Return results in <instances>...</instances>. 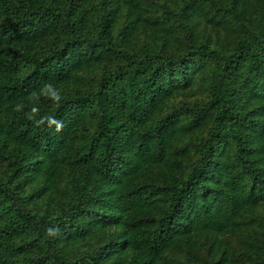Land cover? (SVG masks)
Segmentation results:
<instances>
[{"label": "trees", "instance_id": "16d2710c", "mask_svg": "<svg viewBox=\"0 0 264 264\" xmlns=\"http://www.w3.org/2000/svg\"><path fill=\"white\" fill-rule=\"evenodd\" d=\"M0 264H264V0H0Z\"/></svg>", "mask_w": 264, "mask_h": 264}, {"label": "clouds", "instance_id": "9594fccd", "mask_svg": "<svg viewBox=\"0 0 264 264\" xmlns=\"http://www.w3.org/2000/svg\"><path fill=\"white\" fill-rule=\"evenodd\" d=\"M40 96H44L51 101H53L56 106L58 107L60 103L62 102V94L59 89H57L53 83L51 82H45L42 87L39 89V92L33 91L28 96V100L30 102H38ZM25 105L23 103H17L14 107V111L21 112ZM27 118L30 120H33L35 125L37 127L47 125L48 128H55V131L57 133L61 132L63 130L64 124L63 121L57 119L55 116L52 115H44L40 116L39 119H36L37 115H39V109L35 106L31 107V110L29 113L26 114ZM60 229L58 227H49L46 229V235L47 236H55L59 233Z\"/></svg>", "mask_w": 264, "mask_h": 264}]
</instances>
